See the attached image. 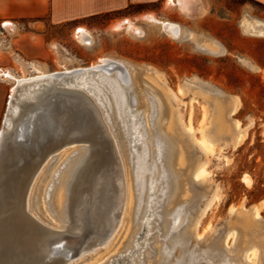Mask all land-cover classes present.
Segmentation results:
<instances>
[{"label": "rangeland", "instance_id": "obj_1", "mask_svg": "<svg viewBox=\"0 0 264 264\" xmlns=\"http://www.w3.org/2000/svg\"><path fill=\"white\" fill-rule=\"evenodd\" d=\"M134 12L146 14L130 15ZM125 14L61 24L47 19H0V68L17 78L36 76L35 66L50 75L111 59L122 63L134 80L143 79L133 85L135 99L126 104L130 113L126 120L120 119L116 108L112 120L106 119L114 144L111 177L100 182L97 209L85 210L88 217L103 222L100 234L106 241L80 255L70 250L73 257L64 264H104L112 259L117 264L119 254H128L135 242L142 244L132 253L139 252L137 264H264V34L245 28L250 23L257 29L264 27V4L255 0H191L190 7L182 10L178 0H161ZM148 15L173 23L175 31L182 27L189 35L175 37ZM126 20L133 23V29H128ZM80 30L89 32L82 34L83 41ZM70 81L73 77L66 82ZM15 83L13 78L0 76V134ZM124 86L120 85L123 90L129 88ZM102 87L110 88L107 82H102ZM121 88H111L107 96L113 99ZM161 94L174 110V120L159 122ZM144 100H148L147 109ZM235 103L238 107L232 113ZM170 125L189 145V161L207 162V167L198 178L195 171L187 176L190 166H184L185 191L169 208L170 163L162 134ZM239 136L244 137L241 140ZM83 144L76 141L59 149L31 189L30 212L57 230L62 221L56 216L54 193ZM139 152L143 184L131 187ZM174 166L177 172L183 170L181 165ZM245 175L252 179L251 185L244 181ZM214 193L218 198L200 217ZM152 198L157 215L145 245L147 232L139 236L140 227L146 219L147 200ZM131 210L134 216H130ZM104 212L111 215L107 220ZM79 222V228H88ZM185 232L188 236L182 244L179 238ZM81 235H66L58 246L78 247ZM214 243L221 245L218 257L210 253ZM254 244L255 253L250 249Z\"/></svg>", "mask_w": 264, "mask_h": 264}, {"label": "water", "instance_id": "obj_2", "mask_svg": "<svg viewBox=\"0 0 264 264\" xmlns=\"http://www.w3.org/2000/svg\"><path fill=\"white\" fill-rule=\"evenodd\" d=\"M114 68L126 70L121 63L109 69ZM92 99V95L83 91L59 92L57 87L52 88L44 100L52 116L41 109L29 120L15 119L10 131L3 129L0 137V264H64L73 257L70 250L80 255L105 241L100 234L103 222L91 219L85 210L97 209L102 190L100 182L111 177L109 165L114 163L111 157L114 144L106 122L109 119ZM33 109L26 106L25 115ZM21 121L26 122L24 126ZM86 131L95 149L72 188V221L66 230L53 229L26 209L33 176L50 154L55 156L72 141H83ZM109 216L104 212L105 220ZM79 221L85 222L88 228H79ZM79 233L82 235L78 247L61 249L58 246L66 235Z\"/></svg>", "mask_w": 264, "mask_h": 264}, {"label": "bare ground", "instance_id": "obj_3", "mask_svg": "<svg viewBox=\"0 0 264 264\" xmlns=\"http://www.w3.org/2000/svg\"><path fill=\"white\" fill-rule=\"evenodd\" d=\"M174 2V0H172ZM191 0H178V3L180 5V8L182 10H185L187 7V4L190 3ZM148 18L152 21L160 22L163 27L172 35H175V37H185L188 36L189 33L187 31L180 27L181 30H174L175 25L170 22H164L160 21L157 18L153 16H148ZM125 23L128 25V29H133V23L129 20H126ZM123 24H119L118 27H120ZM255 24H245V28L247 31H250L252 33H258V34H264V27L261 29H257L256 27L252 26ZM83 33H88L87 30H80L79 37L83 39ZM89 36L86 34V37ZM85 37V36H84ZM86 41V40H85ZM209 44V43H208ZM211 47V46H210ZM100 64L93 65L88 68H80L72 71H65V72H58V73H53V74H46L39 68L35 66L36 72L38 73L36 76H30L26 77L23 76L21 78H17L11 71L4 70L0 68V76H5L10 79H15L16 81V87H13L12 89V94L10 97V107H9V113L6 117L5 121V129H9L7 131H10L13 126H14V120L15 119H30L31 117L33 118L36 115V112L39 110L43 109L46 111L48 114L52 116V113L44 106V100L45 96L47 93L52 89L57 87L59 92L60 91H83L86 92L90 95H92V98H94L100 107L104 109L106 112V116L109 120H112L111 118V113L113 109H117V113L119 114L120 119L126 120V116L129 115V110L126 104H132L133 99H135L134 96H132V90H133V85L137 81H142L141 77L138 78V80H134L133 76L128 75V70H121L120 68H114L110 70L109 68H113L115 63H120L118 61H114L111 59H102L100 61ZM122 64V63H121ZM34 66V64H33ZM73 81L71 82H66L67 79L72 78ZM102 82H107V85L110 86V88H107L106 90L104 87H102ZM142 84V83H141ZM120 85H125L128 86L129 88L127 90H123V88L120 87ZM124 86V87H125ZM114 87H119L121 89H118L119 91L114 95L113 99L108 97V91H111V88ZM124 92V93H123ZM126 92L128 94V98L126 97ZM142 92V91H141ZM126 106L123 108V106ZM28 106L29 108H34L31 112L26 113L25 115V107ZM143 106L145 109L149 107L148 100L143 101ZM238 104L233 105L232 113L237 109ZM158 111H159V122H162L164 120H171L174 118V110L171 108L169 105L167 98L165 94H161L158 96ZM223 113V112H222ZM28 114V115H27ZM174 120V119H173ZM65 121V119H64ZM131 119L128 118V122L130 124ZM30 122V121H28ZM171 122V121H170ZM26 122H22L21 124L24 126ZM75 124V123H74ZM132 124H136V120H132ZM167 124V123H166ZM225 125V124H224ZM175 126V125H174ZM168 127V131H165L166 133H163V141L166 144V157L170 163V167L168 169L169 172V177H170V183L168 187V192L170 193V197L168 198V204L167 206L169 207L170 205H174V203L180 198V195L185 191L184 190V184L186 179L183 178L184 175V166L186 167L187 165L190 166L188 170L187 176L192 172L195 171L196 175L198 178L202 177L205 174L206 167H207V162H201L198 164H192L189 161V154H190V149L189 145L185 142L184 138L182 136L176 135L174 128L170 126ZM5 131V130H3ZM28 131V130H24ZM2 133V132H1ZM88 131L85 132V137L83 142L86 144H83L80 148L79 151L76 152V156L73 158V161L70 162V164L67 166L65 169L64 173L61 176V187L59 190L55 191V199L54 203L55 206L57 207L56 211V216L59 218L60 221H62L61 229L59 230H66L72 221V188L74 187L75 183L77 182L78 176L80 173L86 168L87 162L92 155V152L94 151V146L92 145L90 139L88 138ZM110 133V132H109ZM153 134V133H151ZM2 134H0L1 137ZM88 135V136H87ZM111 136V134H110ZM112 137V136H111ZM244 136L240 137L239 139H243ZM113 139V138H112ZM205 139V136H204ZM203 141V139H202ZM76 141H72L70 143H75ZM78 142V141H77ZM1 143V141H0ZM203 144H206L203 142ZM143 151L146 149V145L142 146ZM139 156L138 158V169L136 171H132V176L130 178L131 184L130 186L132 187L133 185H138V184H143V176L139 174V170L143 167H141L140 163L141 159L139 157L141 156L140 152L137 153ZM57 155V154H56ZM55 155V156H56ZM123 155V153H122ZM52 154H50L46 160L43 162L42 166H40L37 170V172L34 174L33 182L29 188V196H28V201L26 204V209L30 212L28 203H29V197L31 193V189L36 181V178L38 175H40V172L42 171L43 167L45 164L52 159L53 157ZM126 156V155H125ZM52 157V158H51ZM123 157V156H122ZM175 164L181 165L182 169L181 171L177 172L175 170ZM148 165L144 166V169L147 168ZM151 168V166L149 165ZM123 165H122V171H123ZM170 170V171H169ZM58 171H56L57 173ZM244 181L248 184L251 185L252 179L250 178L249 175L244 176ZM135 183V184H134ZM51 188V187H50ZM50 191L48 190L47 193ZM138 193L136 192V197ZM131 196V204L134 200V192H132ZM218 198L216 193L212 194V196L209 198L207 203L205 204L204 208L202 209L200 213V217L206 213V211L211 207L215 200ZM154 199H149L147 200V208L144 212L146 215V219L142 222L141 227H140V234H143L145 231L146 233V238L144 239L145 245H148V238L152 234V221L156 217V212L154 209L155 203L153 201ZM170 208V207H169ZM168 209V208H167ZM167 212V211H166ZM31 213V212H30ZM32 214V213H31ZM33 215V214H32ZM134 216V213L131 210L130 216ZM34 216V215H33ZM152 218V219H150ZM200 219V218H199ZM247 222V221H246ZM247 225H250V227H253L254 225L251 223H247ZM248 229H251V228ZM54 229V228H53ZM187 231V230H186ZM188 233L185 232L183 236L179 238L180 243H185L187 239ZM106 241V240H105ZM104 241V242H105ZM103 242V243H104ZM101 244V243H99ZM181 244V246H182ZM135 246L129 250L128 254H119V256L116 259L117 264H137V261L135 260V257L139 254L137 252L136 254L132 255L134 250H139L142 247V244L139 242H135ZM221 245L220 243H214V247L212 248V251L210 253L213 256H220V248ZM256 246L251 245L250 249L254 252ZM91 249V248H89ZM87 249L86 251H89ZM84 251V252H86ZM160 253L163 254V249L159 251ZM132 255V256H131ZM131 256V257H129ZM126 258V262L122 263V260ZM142 258V257H141ZM104 264H116L115 261L112 259L110 261L105 262Z\"/></svg>", "mask_w": 264, "mask_h": 264}, {"label": "crops", "instance_id": "obj_4", "mask_svg": "<svg viewBox=\"0 0 264 264\" xmlns=\"http://www.w3.org/2000/svg\"><path fill=\"white\" fill-rule=\"evenodd\" d=\"M160 1L161 0H0V19H47L54 24L72 22L85 23L93 17L113 14L126 15L125 13L130 11L131 8L139 5L150 7V5L159 3ZM255 1L264 4V0ZM189 7L190 3L187 4L186 8ZM149 13H151L150 10ZM145 14L146 12L136 14L135 12L133 14L130 13V15H134V17H140Z\"/></svg>", "mask_w": 264, "mask_h": 264}, {"label": "trees", "instance_id": "obj_5", "mask_svg": "<svg viewBox=\"0 0 264 264\" xmlns=\"http://www.w3.org/2000/svg\"><path fill=\"white\" fill-rule=\"evenodd\" d=\"M141 6V5H140Z\"/></svg>", "mask_w": 264, "mask_h": 264}]
</instances>
